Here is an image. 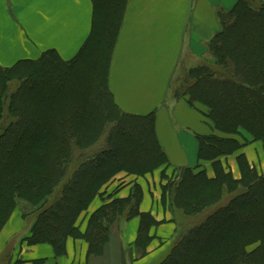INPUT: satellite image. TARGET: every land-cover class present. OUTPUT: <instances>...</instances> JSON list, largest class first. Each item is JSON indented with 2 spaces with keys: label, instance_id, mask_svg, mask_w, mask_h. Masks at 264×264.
<instances>
[{
  "label": "trees",
  "instance_id": "obj_1",
  "mask_svg": "<svg viewBox=\"0 0 264 264\" xmlns=\"http://www.w3.org/2000/svg\"><path fill=\"white\" fill-rule=\"evenodd\" d=\"M93 2L91 35L73 59L49 51L0 67V231L24 203L36 215L27 246L49 245L60 257L67 239H80L91 258L104 254L115 225L138 218L135 248L143 257L160 223L139 212L138 185L124 199L105 188L122 172L143 176L162 168L163 174L166 160L154 113L122 112L107 86L126 0ZM217 17L219 30L207 46L214 68H189L172 89L202 114L211 134L198 138L199 165L176 170L178 181L164 187L171 207L189 218L215 208L180 231L155 264H264V174L238 153L250 142L264 146V2L237 0ZM234 154L239 179L220 164ZM204 162L214 178L196 170ZM227 194L233 195L220 204ZM97 199L80 232L81 214Z\"/></svg>",
  "mask_w": 264,
  "mask_h": 264
},
{
  "label": "crops",
  "instance_id": "obj_2",
  "mask_svg": "<svg viewBox=\"0 0 264 264\" xmlns=\"http://www.w3.org/2000/svg\"><path fill=\"white\" fill-rule=\"evenodd\" d=\"M236 2L126 0L107 86L122 112L134 116L154 113L155 135L166 160L165 168L170 171L195 169L199 165L198 138L211 134L202 114L184 99L175 98L174 83L182 67L193 68L207 57V46L219 30L217 12L231 10ZM93 10V0H0V67L35 61L49 51L70 61L91 35ZM238 153L259 175L264 174L261 142H250ZM237 154L221 159L234 179L240 178ZM208 175L214 176V172L209 170ZM148 181L151 188L141 182L139 212L150 214L160 225L151 230L153 239L143 257L135 248L139 219L133 218L111 229L101 257L89 258L85 243L69 238L63 256L56 257L49 245H21L17 258L7 264H153L169 245L173 226L171 216L160 205V196L152 194V181ZM129 191L130 186L124 187L118 197L127 198ZM99 206L100 201L95 200L79 220H87ZM15 214L1 231L0 252L19 229L17 221L12 222ZM85 228L83 221L79 231Z\"/></svg>",
  "mask_w": 264,
  "mask_h": 264
},
{
  "label": "rangeland",
  "instance_id": "obj_3",
  "mask_svg": "<svg viewBox=\"0 0 264 264\" xmlns=\"http://www.w3.org/2000/svg\"><path fill=\"white\" fill-rule=\"evenodd\" d=\"M201 64L211 65L214 68L209 54H207V57L201 63H198V65H201ZM186 70H187V68H185V67H182L180 69V73H179L180 78L184 75ZM14 85L15 84H12L11 86L13 87ZM98 150H100L99 143L94 145V147L92 148V151H94V152L98 151ZM207 163L210 164V166H207ZM220 164L222 165L224 170L229 171L232 175V171L229 168L225 167L221 161H220ZM237 167H238V165H237ZM159 169H160V173L157 172ZM159 169L153 171L152 173L143 175V176H138V175H133V174H128V173L122 172L119 175H117L116 177H114L109 182V185L105 188L106 192L117 193V196H118L120 190H122L124 187L130 186V191H129V193H130L132 188L135 185H138L140 187V189L142 191V195H143L142 183L146 182L147 185L151 188V183H149L148 180L150 179L152 181V189H153L152 194L156 193L160 196V201H159L160 205L163 207L164 211L167 212L171 216V218H172L171 222H172V226H173L172 227L173 236L171 238V241L169 242V245L167 246L166 250L164 252H162L152 262L153 264L157 263L159 260H161L164 257L166 252L171 248V245H172L174 239L177 237V235L180 231H187L189 228L198 225L204 218H206L210 213H212V211L215 208V206H213L211 208H207L204 211H202L198 216H193L190 218L185 216L181 210L172 208L170 205L171 193L165 192L164 187L168 186L170 183L175 184L178 181L179 172H175L173 170L170 171V170L166 169L164 171V173L162 174L161 173L162 168H159ZM201 169L204 170L207 178H209V179L214 178L215 175L214 176L208 175L209 170H212L214 172V169H213L210 162L201 163L200 168L196 169V170H201ZM238 169H239V167H238ZM147 177H148V180H147ZM232 177H233V175H232ZM232 195H229V194L224 195L220 204L225 203L227 200H229L232 197ZM14 213H16V214L14 215L12 222L17 221L19 229L13 236L8 238V240L5 242L3 247H1L0 264H7L10 261H12L15 257L17 258L18 254H16V253H18L17 251L19 250L21 245L27 246V244L23 240L29 234L30 229H31V227L35 221V218H36V215L31 213L30 207L25 206L24 203L23 204L18 203V205L14 208V210L10 214V216H9L7 222L5 223V225L3 226V228L10 221V219ZM83 221H85L86 225H87L88 219L87 220H78V222H77L78 226H81V223ZM3 228L1 229V231L3 230ZM1 231H0V234H1ZM28 247H30V246H28Z\"/></svg>",
  "mask_w": 264,
  "mask_h": 264
}]
</instances>
